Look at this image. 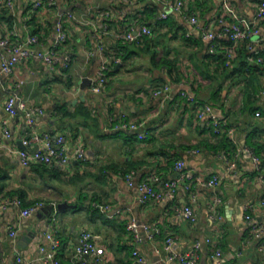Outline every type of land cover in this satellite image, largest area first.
I'll use <instances>...</instances> for the list:
<instances>
[{"label":"crops","instance_id":"crops-1","mask_svg":"<svg viewBox=\"0 0 264 264\" xmlns=\"http://www.w3.org/2000/svg\"><path fill=\"white\" fill-rule=\"evenodd\" d=\"M36 1L15 0L13 10H0V40H25L33 34L40 37L35 50L48 52L57 43L59 15L72 11L77 19L67 29L71 63L67 68H50L31 59L18 64L0 84V202L21 198L24 192L23 204L44 203L29 217L22 216L16 206L0 209V264H19L18 258L27 264H52L44 260L54 251L48 235L59 243L55 256L60 263L80 264L74 250L84 230L105 250L99 264H138L135 250L152 264H178L168 261V237L174 239L178 253L196 250L198 264H264V236L255 238L245 220L250 214L255 224H264V28L250 41H238L235 58L231 63L225 59L223 64L209 55H224L225 47L233 46L232 40L218 37L216 50L211 51L200 30L180 14L173 13L156 24L160 13L166 11L165 4L178 0H56L55 7L35 10ZM182 1L187 13L195 12L199 24L215 34L222 31L219 18L234 23L216 0ZM229 2L240 17L255 21L259 0ZM147 4L156 6L154 14L149 11L152 5ZM137 17L152 22V36L126 43L129 51L118 54L121 43L117 35ZM93 24L109 28L103 37L104 51L99 50ZM117 58L120 62L113 66L106 90L93 93L91 87L102 64L110 67ZM164 58L175 65L172 76ZM84 78L92 83L82 96L75 97ZM165 85L169 92L155 95ZM10 90L35 112L33 127L27 124L25 113L11 117L6 112ZM182 92L197 102H187ZM205 104H211L215 114L227 119L234 129V134L228 135L234 149L219 147L220 138L207 119L198 117V106ZM81 106L85 107L84 116L64 115L76 113ZM122 121L143 125L140 132L115 130L114 124ZM4 128L11 138L3 136ZM34 132L52 139L63 135L69 152L83 144L86 159L68 165L23 166L15 151L43 149L42 144H27ZM141 132L147 138H140ZM243 148L259 157L260 172ZM178 161H183L185 171L195 178L219 176L220 185L211 188L191 181L190 190L180 185L174 199L141 202L139 185L150 182L155 174L165 180L178 178ZM132 171L135 176L129 185L126 175ZM192 196L197 198L195 222L179 212ZM215 197L221 203L211 219ZM62 203L69 206L60 210ZM96 204L110 210L102 212ZM131 220L140 226H158L161 234L149 239L141 230V240L136 242L127 230ZM11 229L17 231L15 238Z\"/></svg>","mask_w":264,"mask_h":264},{"label":"built area","instance_id":"built-area-1","mask_svg":"<svg viewBox=\"0 0 264 264\" xmlns=\"http://www.w3.org/2000/svg\"><path fill=\"white\" fill-rule=\"evenodd\" d=\"M162 2L163 0H156ZM223 5L224 12L229 15L234 21L233 24H227L225 19L219 18L218 23L222 26V31L219 34H215L210 31L207 27L201 26L199 24L198 16L195 12L187 13L184 1L178 0L173 3H166L165 6L170 7V11H163L160 13L156 22H162L167 20L173 13L180 14L185 18L191 25L196 26L201 33L202 39L210 43L211 51L216 50V40L218 37H226L233 41V46L225 47V59L227 63H231V60L235 58V45L238 41H250L252 36L258 34L260 28H264V0H259L257 4L255 21L251 22L245 18L239 16L237 11L231 6L229 0H216ZM43 6L55 7L56 0H38L34 3V9L41 8ZM15 7V0H0V10L7 9L13 10ZM76 16L72 11H66L59 15V20L57 23V43L54 49L48 52H37L35 46L40 43V37L37 35L29 34L25 40H20L18 38L13 39L11 37H6L0 40V84L3 82L5 76L14 73L15 67L18 64L24 63L31 59L41 60L44 64L50 68H54L56 65H62L67 68L71 63V54L68 50V25L76 21ZM99 28L96 24H93V29L95 36H97V41L99 43V50L104 51V35L109 33V28L107 25L101 26ZM153 34V29L147 24H139L138 20H132L127 24L125 30L117 35V38L123 43H138L144 37H150ZM264 40V36H263ZM249 49L252 50V46L249 45ZM262 62L261 59H259ZM117 64L120 59L114 60ZM109 71L110 67L103 63L97 80L93 83L91 91L95 94L103 93L109 82ZM20 83H23L22 81ZM170 88L165 85L164 88L156 90L155 95H161L164 92H169ZM181 95L189 103H196L195 97L191 96L186 92H182ZM5 110L11 116L15 117L19 113L26 114L27 124L31 127L34 126L35 112L33 110H28L25 101H23L18 93L14 90H10L5 101ZM198 117L200 119H207L208 124L212 127L214 134L217 137H221L223 134L228 135L234 134V129L231 127L227 119L218 117L215 114L214 108L211 104H205L198 106ZM115 121H113L114 123ZM143 124L139 123H129L126 121L116 122L114 124V129L121 131H134L140 132V128ZM3 136L5 138H11V132L4 128ZM140 138H147L146 133H139ZM27 144H42L43 149H34L32 151L28 150H18L15 151L21 159L23 166L31 167L33 165L41 166H52L55 163H60L62 165H68L72 161H84L86 159V150L83 144H77L71 152L66 148V138L63 135L57 136L52 139L49 135H42L38 132H34ZM2 143L0 141V148ZM241 151L249 153L253 157L254 165L257 171H261V161L259 157L254 153L253 150L249 148H243ZM197 152V151H194ZM176 171L179 173V177L176 179L165 180L162 176L155 174L151 176L150 182H145L139 185V190L141 192V202L147 203L149 201H159L163 197L174 199L176 196L177 189L180 185H185L188 190H190L191 181H196L197 184H201L211 188H217L220 185L221 179L219 176L214 175L210 179L205 180L202 178H195L194 175L185 171V163L183 161H178L176 164ZM135 172L126 175V180L129 185H133ZM159 188H156V185ZM197 203V198L195 196L191 197L189 204L185 205L179 212L183 214L184 218L190 222L196 221V214L194 210V204ZM221 200L218 197L214 198V203L211 206V219L216 217V205H219ZM264 203V200H263ZM10 206H16L21 208V215L24 217L31 216L39 208L44 206V203L38 202L31 206L24 207L23 200L19 197L6 198L0 202V209H7ZM95 208L101 210L102 212H107L110 210L108 206L96 204ZM253 206L247 208V212L252 210ZM246 222L251 226L253 235L255 238H262L264 236V224L257 225L254 223L250 214L245 216ZM52 223L55 222L53 218ZM127 230L134 237L136 242H139L140 231L143 230L149 237V239H154L161 234V229L158 226H151L144 224L142 226L138 225L136 221L131 220L127 224ZM17 236V231L11 229V237L15 238ZM48 238L53 241L54 251L45 257L46 262L52 264H62L55 256V250L59 246L57 240L52 239L51 235ZM166 250L168 251V261H176L178 264H198L197 251H189L186 253H178L174 250V239L168 237L166 239ZM75 256L80 259V264H87L86 258H90L93 263L99 264L103 261L105 255V250L103 247L99 246L94 239V235L88 231L84 230L80 233L77 244L75 245ZM133 256L138 264H152L146 257H144L138 250H135ZM216 256L220 258L222 253L218 251ZM19 264L24 261L21 258L17 259ZM228 264V263H221Z\"/></svg>","mask_w":264,"mask_h":264},{"label":"trees","instance_id":"trees-1","mask_svg":"<svg viewBox=\"0 0 264 264\" xmlns=\"http://www.w3.org/2000/svg\"><path fill=\"white\" fill-rule=\"evenodd\" d=\"M148 6L147 7H150V5H152V4H147ZM146 7V8H147ZM148 9V8H147ZM156 10H157V8H156V6H154V4L151 6V8H150V14H154L155 12H156ZM137 20H138V22L140 23V22H143L142 24H147V25H149V26H152L153 24H152V22L151 23H148V20L146 19V17L144 18V19H140L139 17H137L136 18ZM163 22V21H162ZM161 22H159V23H156V24H160ZM120 45H118V47H117V53L118 54H120V52L122 53L123 51H124V53H127L128 51H129V48H128V46H125V44L126 43H123L122 41H120ZM210 56V59H214V61L217 59V60H221V62L224 64V60H225V56L224 55H209ZM223 58V59H222ZM125 60V57L122 59V62ZM163 63L167 66L166 68H167V71H168V73H169V75H171L172 76V74H173V71H174V64L171 62V61H169L168 59H163ZM243 65H242V71H245V68H246V64L245 63H242ZM115 65V67H116V63L113 61V64H112V66H110V71H109V76L110 75H112L114 72L113 71H111L112 70V68H113V66ZM114 67V68H115ZM224 68H226L225 70H227V67H225V65H224ZM114 70V69H113ZM237 71V70H236ZM239 72V71H238ZM232 74H234V73H232ZM170 79L172 80L173 78H171L170 77ZM84 111H85V107H83V106H81V107H79L78 109H77V111H76V113H70V112H65L64 113V115L65 116H68V117H74V116H78V115H80V116H84ZM220 138V142H219V147H223L224 149H226V150H228V148H230V149H234V147H233V143H232V141H231V138L230 137H228V134L227 133H225V134H223L221 137H219ZM45 169V168H44ZM20 196H21V199H23V200H25V194H24V192H22V194H20ZM25 205V204H24ZM32 205V203H30V204H28V205H25V206H31Z\"/></svg>","mask_w":264,"mask_h":264},{"label":"water","instance_id":"water-1","mask_svg":"<svg viewBox=\"0 0 264 264\" xmlns=\"http://www.w3.org/2000/svg\"><path fill=\"white\" fill-rule=\"evenodd\" d=\"M92 83V80L91 79H89V78H84L83 79V81H82V84H81V86H80V91H79V93H77L76 95H75V97H80V96H82L83 94H84V92H85V89L88 87V85L89 84H91ZM24 148V147H23ZM178 174L179 173H177L176 175L178 176ZM69 205L67 204V203H62V204H60L59 205V209L60 210H63L64 208H66V207H68Z\"/></svg>","mask_w":264,"mask_h":264},{"label":"rangeland","instance_id":"rangeland-1","mask_svg":"<svg viewBox=\"0 0 264 264\" xmlns=\"http://www.w3.org/2000/svg\"><path fill=\"white\" fill-rule=\"evenodd\" d=\"M164 9H165L166 11H170V10H171L170 7H167V6H164ZM158 48H160V47H158ZM182 58H184L183 55H182Z\"/></svg>","mask_w":264,"mask_h":264}]
</instances>
